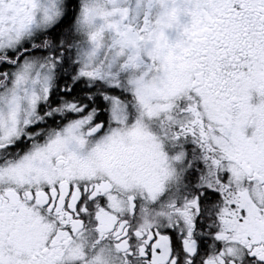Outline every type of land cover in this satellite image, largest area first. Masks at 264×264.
<instances>
[{
	"label": "snow or ice",
	"instance_id": "snow-or-ice-1",
	"mask_svg": "<svg viewBox=\"0 0 264 264\" xmlns=\"http://www.w3.org/2000/svg\"><path fill=\"white\" fill-rule=\"evenodd\" d=\"M0 264H264V0H0Z\"/></svg>",
	"mask_w": 264,
	"mask_h": 264
}]
</instances>
